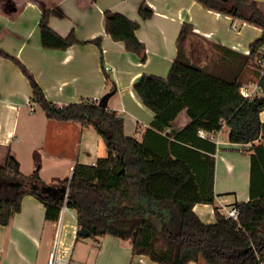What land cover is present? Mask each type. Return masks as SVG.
<instances>
[{
	"label": "trees",
	"instance_id": "1",
	"mask_svg": "<svg viewBox=\"0 0 264 264\" xmlns=\"http://www.w3.org/2000/svg\"><path fill=\"white\" fill-rule=\"evenodd\" d=\"M197 1L207 9L261 28L263 34L245 54L210 43L185 24L168 77L144 75L135 85L137 96L155 116L149 132H165L186 111L190 121L176 136L181 142L198 145L190 136L199 138L200 130L218 133L226 126L231 143L253 144L264 137L260 118L264 96L245 99L240 90L248 81L258 80L264 94V71L258 65L264 60V13L259 0ZM42 9L39 29L45 49L67 50L81 43L74 32L66 38L58 35L50 27L51 10L44 5ZM139 14L148 20L153 10L142 4ZM104 17L106 34L145 62L146 48L137 37L140 23L109 10ZM93 43L101 48L102 38ZM0 55L29 80L31 101L47 118L93 127L108 151L107 157L94 165L76 163L70 178L53 185L42 180L40 164L26 176L19 161L8 153L0 163V226L10 225L29 195L43 204L48 221L58 222L69 189L67 208L76 212L79 230L85 228L91 236L130 240L134 256H146L157 264H190L201 259L207 264H264V194L235 205L240 211L238 221L215 209L216 222L203 223L194 207L214 204L215 198L212 193L205 194L186 159L159 154L146 140L127 137L124 117L117 111L90 100L62 107L50 102L23 62L1 49ZM102 68L108 94L113 96L117 85L103 59ZM254 161L256 158L253 166ZM262 168L264 174V164ZM80 238L78 231L76 240Z\"/></svg>",
	"mask_w": 264,
	"mask_h": 264
},
{
	"label": "crops",
	"instance_id": "2",
	"mask_svg": "<svg viewBox=\"0 0 264 264\" xmlns=\"http://www.w3.org/2000/svg\"><path fill=\"white\" fill-rule=\"evenodd\" d=\"M142 4L153 10L148 20L139 14ZM43 5L51 10L50 27L64 38L74 32L81 43L67 50L45 49L39 29ZM259 6L264 13V0H259ZM108 10L140 23L137 37L146 48L145 62L106 34L104 14ZM185 24L193 26L210 43L245 54L263 34L261 28L207 9L197 0H0V49L23 62L35 75L47 99L61 107L102 99L108 93L103 59L117 85L107 108L123 115L127 137L140 142L146 140L157 153L182 157L191 164L205 194L212 193L215 198L214 204L195 205L194 212L203 223L213 224L215 209L221 211L222 205L232 208L264 194V137L253 144H233L224 126L220 133L205 138L199 134V138L190 136L198 144L192 146L176 137L190 121L186 111L165 132H149L155 116L137 96L135 85L144 75L168 77ZM98 38H102L101 48L93 43ZM31 96L26 76L11 60L0 55V163L10 153L21 167L16 148L24 140L20 132L23 109L28 116L26 135L33 139L43 134L44 140L50 136L51 142L44 144L48 149L53 148L54 161L56 156L68 151L73 161H77L70 166L73 172L76 163L94 165L102 158L97 153L105 143L93 127L36 115L35 108L39 107L31 101ZM259 96L264 94L261 92ZM260 118L264 123V111ZM253 158H256L254 166ZM56 224L46 219L43 204L33 196H26L21 212L13 216L10 225L0 226V264H38L40 250L50 247ZM78 231L76 224L75 236ZM115 239L119 238L107 235L102 242L111 249L112 258L120 256L118 251L125 253V262L116 264H157L146 256H134L130 240ZM50 256L51 252L46 264Z\"/></svg>",
	"mask_w": 264,
	"mask_h": 264
},
{
	"label": "rangeland",
	"instance_id": "3",
	"mask_svg": "<svg viewBox=\"0 0 264 264\" xmlns=\"http://www.w3.org/2000/svg\"><path fill=\"white\" fill-rule=\"evenodd\" d=\"M35 110L36 115H45L43 114L44 111L41 108H35ZM21 112L23 117L20 121V132L21 135H24L21 138H24V140L22 145H18L16 148V150L18 149L19 157L21 159V171L26 176H29L33 171L36 170L37 165L40 164V176L42 180L48 185H53L56 182L58 183L60 180L65 178H70L72 176V169L70 166L71 164L77 162L73 161L72 154L68 151L62 152L56 156V161H54L51 155L52 151L54 153L53 148L48 149L44 144L46 142H51L50 136L45 140V135L43 134L39 135L36 133L38 135H36L33 139L30 136H27L25 123L28 119V116L25 109H23ZM224 135L227 137L228 133H225ZM31 147H33V149L30 150ZM32 151H34V153H32ZM97 154H101L98 156H101L102 158L107 157L108 151L105 144H102V148ZM42 164L43 170L41 171ZM76 224L77 220L75 211L68 208V210H66L64 213H61L60 219L57 222L56 228L52 235L53 237L51 239L50 247L42 248L40 250L38 264H46L49 252L54 254L56 251L57 255H61L63 259L67 260V264H101L105 261L107 264L125 262L126 255L125 253L123 254V250L118 251L120 256H115L113 258L110 256L111 249L108 246L103 245L102 236H89L87 238L82 237L77 241L76 236L73 233ZM115 240L119 241L120 239ZM128 243H130V241ZM100 250H102V252H100ZM190 264L207 263L204 259H201L197 263L192 262Z\"/></svg>",
	"mask_w": 264,
	"mask_h": 264
},
{
	"label": "built area",
	"instance_id": "4",
	"mask_svg": "<svg viewBox=\"0 0 264 264\" xmlns=\"http://www.w3.org/2000/svg\"><path fill=\"white\" fill-rule=\"evenodd\" d=\"M261 53L264 55V47H263ZM258 65H259V67L262 68V72H263L264 71V60H259ZM240 91H241L242 96L245 99H254L255 97H258L259 93H261V89L259 87V81L257 80L256 82H253V83L244 84L241 87ZM100 101H101V99H99V98H93L90 100V103L99 104ZM220 132L221 131H219V133ZM198 134L204 138L207 137V135H208V133H206L204 130H200L198 132ZM217 142L219 143V141H217ZM68 197H69V189L67 190V192L64 196L65 205H64V208L62 210V213H64L66 210H68V208H67ZM221 212L228 219H232L234 221L239 220L240 211H239L238 207L229 208L227 205H222ZM48 264H67V260L63 259L61 255H57V251H56L54 254H51Z\"/></svg>",
	"mask_w": 264,
	"mask_h": 264
},
{
	"label": "water",
	"instance_id": "5",
	"mask_svg": "<svg viewBox=\"0 0 264 264\" xmlns=\"http://www.w3.org/2000/svg\"><path fill=\"white\" fill-rule=\"evenodd\" d=\"M111 97H112V95L107 93V94L101 99V101H100V103H99V106H100V107H103V108H107V107H108L109 99H110ZM79 235H80L81 237H89V236H91V232H90L89 230L85 229V228H81V229L79 230Z\"/></svg>",
	"mask_w": 264,
	"mask_h": 264
}]
</instances>
